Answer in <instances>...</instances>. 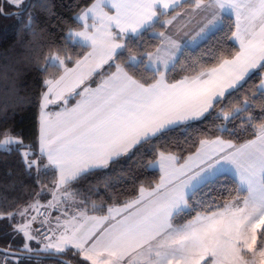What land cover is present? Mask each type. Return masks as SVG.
Masks as SVG:
<instances>
[{"label": "snow or ice", "instance_id": "6c2138e0", "mask_svg": "<svg viewBox=\"0 0 264 264\" xmlns=\"http://www.w3.org/2000/svg\"><path fill=\"white\" fill-rule=\"evenodd\" d=\"M23 3L2 0L0 15H17L5 6L22 8ZM41 8L54 14L48 3ZM76 20L82 21L80 30L69 35L86 52L73 60L58 48L44 57L62 71L41 81L36 139L25 142L11 128H0V150L15 151L38 186L41 174L54 176L46 205L38 199L43 186L20 207L8 192L24 193L23 181L0 184V221L13 240L22 241L16 249H0L2 264H21L34 252H71L91 264H264V0H89ZM23 27L32 36L24 60L40 68L32 46L46 29L31 14ZM193 31L182 46L180 34ZM217 32L236 46L218 44L206 63L178 60L186 46ZM145 35L158 41L154 50H141ZM178 69L186 74L177 79L173 73ZM253 74L259 75V104L250 97L236 104L229 99V108L217 112ZM93 76L99 78L95 87L86 84ZM15 90L13 81L10 97ZM9 107L15 104L0 102V119ZM257 107L258 117L253 114ZM213 116L223 122L215 133H202L191 143L185 137L188 146L173 150L171 133ZM236 120L243 121L239 129L229 128ZM237 131L250 138L243 143L225 138ZM143 150L155 157L145 167L158 170V181L142 182L138 195L122 204L117 200L106 212L102 203L93 202L92 211L104 213L99 216H89V201L81 199L77 215L69 219L64 211V222L57 216L53 226L47 210L61 211L69 196L82 195L70 192L74 185L102 175L108 189L110 171ZM229 171L237 184L228 197L202 201L200 193ZM99 187L98 182L89 191ZM38 216L44 219L33 228ZM182 216L184 222L178 223Z\"/></svg>", "mask_w": 264, "mask_h": 264}, {"label": "trees", "instance_id": "16d2710c", "mask_svg": "<svg viewBox=\"0 0 264 264\" xmlns=\"http://www.w3.org/2000/svg\"><path fill=\"white\" fill-rule=\"evenodd\" d=\"M27 1L22 8H8L7 11H13L17 9H24ZM89 0H30V3L22 13L12 16L14 20L10 22V26L3 28L5 24V15H0V23L2 28L0 29V77L4 75L7 79L0 78V102H7L9 104H15V107H9L7 112L3 114V118L0 119V128H11L14 133H19L23 136L25 142H32L37 136V122L35 106L36 96L40 89L41 81L44 78L58 77L61 74V69L57 66H53L50 63H46L45 56H50L56 51L61 49V56L63 57L66 52L72 56L73 60L80 57L86 50L77 46V41H74L69 35V30L79 28L81 24L76 20V13L87 4ZM42 3H48L52 6L53 15H48L47 12L41 8ZM79 5V7L77 6ZM31 14L34 22L41 28L46 29L43 39L33 44L32 55H38L40 57V68L29 64L24 60L26 55H29L26 45L32 40V36L28 29H25L23 25L26 22V18ZM226 30V29H225ZM158 41L151 39L148 35H145L144 40L141 41V50L143 47H148L150 50H154ZM218 44H222L224 48H232L236 45L232 41H226L223 32H217L213 34L209 39L203 40L194 47L186 46L184 51L179 54L178 60L185 65H190L193 60L199 58L201 63H206L210 60L208 52L210 49L215 48ZM127 55V54H126ZM68 67H73L72 63L67 64ZM46 68V71L43 69ZM17 72L19 75H17ZM144 75H150V73H143ZM186 74L180 71L173 73L175 78H179L181 75ZM15 81V95L9 96V88L12 82ZM90 84L95 85L99 82V78L93 76L89 80ZM259 75L253 74L250 76L242 86L230 97L223 100L218 106L216 111L221 109L227 110L229 108V99L232 104L242 102L245 97H250L256 104L260 101V89ZM79 97L70 100V106L73 105ZM55 108V106H53ZM253 114L259 116L258 107L254 109ZM223 122L210 117L203 121L193 122L190 127L185 128L182 131H176L170 134V139L174 143L176 150L178 148H185L188 145L184 143L185 137L188 138V142L202 138V133H208L210 130L215 133L217 126ZM243 123L242 120H236L229 124V128L239 129ZM226 139H233L234 142L243 143L246 139L250 138L242 131H237L233 136H225ZM147 147V146H146ZM188 154V153H185ZM155 157L150 150H143L136 156L131 158H124L120 164L112 169L109 173L110 181L109 188L103 187L102 175H93L78 185H74L70 191L75 192L79 190L82 195L74 196L79 201L87 198L88 208L87 213L102 215L104 213L92 211V203L103 204L105 212L107 207L112 206L118 200L120 204L124 201L134 198L138 195V189L143 182L145 186L150 183H155L159 180L158 170L152 168H146L145 166L149 161ZM41 185L35 183V175H26L23 171V164L21 163L20 156L13 151L11 154H6L3 150H0V184H9L12 181H23L25 186L24 193L19 190H12L8 192L10 197H15L20 201V207L25 205V201H29L30 197H34L36 191H40V187L43 186L45 191L39 198L42 202H47L51 198V189L53 188L54 176L49 173L47 175H40ZM100 183L98 191H89L90 186H95ZM237 184V180L229 173H225L222 177L216 180L208 188H205L199 195L202 201L212 200L216 203L221 202L228 197V194L234 186ZM114 194V195H113ZM235 195V192L232 193ZM34 202V200H33ZM196 205H194L195 207ZM83 208V206L81 205ZM50 216H51V212ZM194 214V213H193ZM50 216L48 219L50 220ZM185 217H181L177 222L183 223ZM1 223V222H0ZM33 224V228H34ZM11 231L5 225L0 224V246L7 247L11 245L12 249L19 247L22 243L21 239L13 240L8 233ZM33 248H39L40 245L33 244ZM35 253V252H34ZM37 254V253H36ZM42 255H53L49 253L40 252ZM77 264H91L90 261H83V257L73 256L71 252L60 255ZM21 264H65L62 261L53 257H30L21 261Z\"/></svg>", "mask_w": 264, "mask_h": 264}, {"label": "crops", "instance_id": "0c3cea01", "mask_svg": "<svg viewBox=\"0 0 264 264\" xmlns=\"http://www.w3.org/2000/svg\"><path fill=\"white\" fill-rule=\"evenodd\" d=\"M80 23H82V21H79ZM193 28L195 27V25H193L192 26ZM80 30V27L79 28H77V29H74V30H71V31H79ZM195 35V32L193 31L192 33H190L188 36H185V35H183V33H181L180 34V39H179V42L182 44V46L184 45V42L186 41V40H188V39H190L191 38V36H194ZM71 38L74 40V41H77V39L75 38V37H72L71 36ZM203 40H200V41H198L196 44H194V45H191V46H188V47H194V46H196V45H198L200 42H202ZM179 54L180 53H178L177 54V57L179 56ZM90 81L88 80V81H86V84H88V85H90L91 87H95L96 86V84L95 85H92V84H90L89 83ZM83 87V86H82ZM79 99V98H78ZM76 103V102H75ZM74 103V104H75ZM73 104V105H74ZM226 173H229V174H231L232 176H234V174L231 172V171H229V172H226ZM235 177V176H234ZM236 178V177H235ZM237 180V179H236ZM43 202L41 201V203L40 204H42ZM63 203H61V205H60V208H62L63 209V212L64 211H67V206L64 204V206L62 205ZM82 209V207H81V205H80V208L77 210V211H75V212H68L67 211V213H68V218L70 219L73 215H77L78 214V212L80 211ZM56 212V210H54V209H51V216H50V220L52 221V223H53V226H54V222H55V218H53V215H54V213ZM58 212V211H57ZM89 216H99L98 214H90V213H87ZM36 215H37V213H36ZM39 218H37V220H38ZM64 220H65V217L64 216H62L61 217V222L63 223L64 222ZM35 224V223H34ZM98 227V226H97ZM86 228H88V229H91V228H93V224L90 222L88 225H86Z\"/></svg>", "mask_w": 264, "mask_h": 264}, {"label": "rangeland", "instance_id": "374dc122", "mask_svg": "<svg viewBox=\"0 0 264 264\" xmlns=\"http://www.w3.org/2000/svg\"><path fill=\"white\" fill-rule=\"evenodd\" d=\"M9 2H11V0H9ZM25 2H26V0H24V3H23V5L25 4ZM5 24L6 25H4L3 26V28H6L7 26H10L11 24H10V22H13L14 20H16V19H13L12 18V16H9V17H5ZM2 28V26H1V23H0V29ZM75 32V31H74ZM76 39H78V38H76ZM71 192V191H70ZM39 199V203H41V199L40 198H38ZM52 199V196H51V198H50V200ZM61 200L63 201L64 200V198L63 197H61ZM48 203V201L47 202H43L41 205H46ZM63 204V206H64V204L67 206V211L68 212H75V211H77L79 208H80V204H79V200L77 199V198H75V197H73V196H69L68 197V199H67V202H62ZM50 209V211H51V208H49ZM63 212V209L61 208V211H56L55 213H54V215H53V218H56L57 216H60V217H62L63 215L61 214ZM32 215H36V212H33L32 213ZM1 223V225H5V222H3V221H0ZM36 224V223H35ZM6 226V225H5ZM32 227H33V225H32ZM34 228H35V225H34ZM20 239V237H16V240H19ZM14 244H19V245H21V243H18V242H14ZM40 247H42V245H40ZM2 257H0V260L2 261Z\"/></svg>", "mask_w": 264, "mask_h": 264}, {"label": "water", "instance_id": "95a60500", "mask_svg": "<svg viewBox=\"0 0 264 264\" xmlns=\"http://www.w3.org/2000/svg\"><path fill=\"white\" fill-rule=\"evenodd\" d=\"M29 3H30V0L27 1V4H26L24 9H26L28 7ZM0 249H7V247L0 246ZM30 257H53L55 259L62 261L65 264H77V263L72 262L71 260H69L63 256H57V255H42V254L32 253Z\"/></svg>", "mask_w": 264, "mask_h": 264}, {"label": "built area", "instance_id": "2783aa9c", "mask_svg": "<svg viewBox=\"0 0 264 264\" xmlns=\"http://www.w3.org/2000/svg\"><path fill=\"white\" fill-rule=\"evenodd\" d=\"M47 211H48V212H51L50 209H48ZM40 212H44V209L41 208V209H40ZM38 218H39V219L37 220V222H36V224H35V228L39 227V221L42 220V219H44V216H38ZM0 264H2V261H1V260H0Z\"/></svg>", "mask_w": 264, "mask_h": 264}, {"label": "flooded vegetation", "instance_id": "af4514ba", "mask_svg": "<svg viewBox=\"0 0 264 264\" xmlns=\"http://www.w3.org/2000/svg\"><path fill=\"white\" fill-rule=\"evenodd\" d=\"M0 3H2V0H0ZM22 10H23V9H17V10H13V11H7V10H6V6H5V11H6V12L22 13V12H23ZM7 17H9V16H7Z\"/></svg>", "mask_w": 264, "mask_h": 264}]
</instances>
